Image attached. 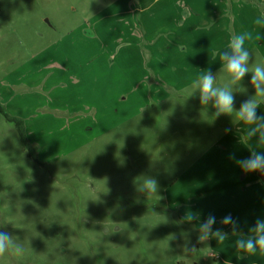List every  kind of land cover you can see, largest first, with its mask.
<instances>
[{"label": "rangeland", "instance_id": "374dc122", "mask_svg": "<svg viewBox=\"0 0 264 264\" xmlns=\"http://www.w3.org/2000/svg\"><path fill=\"white\" fill-rule=\"evenodd\" d=\"M233 1L241 24L229 36L264 35L253 23L264 0ZM219 2L0 0V230L24 248L0 264L245 260L220 221L264 220V178L237 164L264 144L190 95L207 70L217 86L229 79L216 53L226 43L213 21ZM246 47L250 70L264 63V39ZM251 75L232 88L235 110L255 95ZM7 116L24 121L28 146ZM146 176L156 193L138 190ZM209 214L229 233L222 244L197 243Z\"/></svg>", "mask_w": 264, "mask_h": 264}, {"label": "clouds", "instance_id": "9594fccd", "mask_svg": "<svg viewBox=\"0 0 264 264\" xmlns=\"http://www.w3.org/2000/svg\"><path fill=\"white\" fill-rule=\"evenodd\" d=\"M254 25L264 27V17H257L253 21ZM264 39L259 31L246 30L240 34L231 37L226 49L218 53L220 61L223 62L222 70L227 73L228 80L221 87L217 86L216 76L210 71L202 73L191 84L190 95L199 93V102L201 105H209L215 109V116L221 115L234 116L236 121H242L250 125L246 132V139L259 137L258 143L264 144V116L257 115L258 105L264 103V63H256L250 70L249 62L252 59L251 51L246 47V42H258ZM251 71L250 84L255 89V95L244 100L238 110H235L236 97L233 93V86L240 83ZM230 131V129H226ZM231 158V157H230ZM237 164L244 173L261 172L264 174V151L252 150L249 157L240 159ZM158 181L146 176L140 185V191L149 195L158 190ZM195 219V217H189ZM216 216L209 214L199 225L197 243L207 241L210 237L217 239L219 244L227 241L229 233L222 228H215ZM220 224L231 227V234L237 236L240 233L239 221L234 220L231 214L225 215ZM254 235L241 237L235 241V247L238 251L249 255L264 253V220L257 219L254 226L250 229ZM24 251L23 244L18 239L7 232L0 230V257L8 253L17 256ZM186 251H196L195 246L187 248Z\"/></svg>", "mask_w": 264, "mask_h": 264}, {"label": "crops", "instance_id": "0c3cea01", "mask_svg": "<svg viewBox=\"0 0 264 264\" xmlns=\"http://www.w3.org/2000/svg\"><path fill=\"white\" fill-rule=\"evenodd\" d=\"M232 1L220 0L219 4L215 5V11L217 12V14H215L213 21L215 24H217V27L218 26L220 27L219 32L217 31V37H218L219 41L222 40V38H224L226 40L225 41L226 43L225 44L223 43V45H221V49L216 50L217 54L220 51L226 49L228 42L231 39V36H229V32H228L230 30V26H231V32H234L236 30V28L239 26V24H241L240 21L238 20V17H239L238 12L233 14L229 11V5H230V3H232ZM236 2H237L236 8L241 9V10H243V9L249 10L250 9V4H247V2H244V4H242V3L239 4V2H241V1H236ZM223 21L226 22V24H225L226 27L222 26ZM235 33H236V31H235ZM225 35H226V38H225ZM251 48H253V47H251ZM196 79H192L190 82H193ZM255 222H256V216H253V215L246 217L245 219H242L240 221V224H239L240 232H242V231L243 232H250V229L254 226ZM252 234L253 233L250 232L249 235H242L241 237L247 238V236H251ZM232 239H233L231 241L232 243L229 245L230 250L231 249L233 250V248H236L235 247V241L237 239V236H233ZM242 254L246 255L245 260L239 261V263H237V264H264V255L262 256V255H259L258 253L256 255H249V254H246L243 252H242ZM235 256H236V253L228 255V257H223L224 260H222L220 262V264H234L233 259L235 258ZM230 257L232 259H228Z\"/></svg>", "mask_w": 264, "mask_h": 264}, {"label": "trees", "instance_id": "16d2710c", "mask_svg": "<svg viewBox=\"0 0 264 264\" xmlns=\"http://www.w3.org/2000/svg\"><path fill=\"white\" fill-rule=\"evenodd\" d=\"M7 118L9 121L14 122L16 124V126L19 130V133L22 137L24 145L28 146L24 121L21 118H17V117H13V116H7Z\"/></svg>", "mask_w": 264, "mask_h": 264}, {"label": "water", "instance_id": "95a60500", "mask_svg": "<svg viewBox=\"0 0 264 264\" xmlns=\"http://www.w3.org/2000/svg\"><path fill=\"white\" fill-rule=\"evenodd\" d=\"M261 177L264 178V174L260 173Z\"/></svg>", "mask_w": 264, "mask_h": 264}]
</instances>
